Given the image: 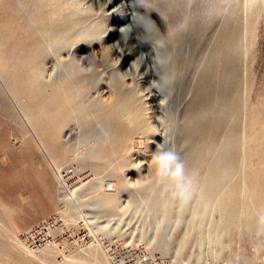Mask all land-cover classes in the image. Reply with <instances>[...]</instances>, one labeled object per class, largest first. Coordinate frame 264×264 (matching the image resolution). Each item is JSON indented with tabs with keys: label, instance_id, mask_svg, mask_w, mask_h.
<instances>
[{
	"label": "bare ground",
	"instance_id": "bare-ground-1",
	"mask_svg": "<svg viewBox=\"0 0 264 264\" xmlns=\"http://www.w3.org/2000/svg\"><path fill=\"white\" fill-rule=\"evenodd\" d=\"M221 1L243 14L247 31L243 42L234 40V32L226 31L225 40L230 45L224 50L229 49L237 57L247 54L253 45L252 31L264 0H147V10L137 0H0V151L12 160L11 169L0 168V264H114L116 261L117 264L131 255H135L137 262L147 259L129 252L119 256L110 252L111 256H105L92 245H87L83 254L77 252L68 258L62 254L58 259L60 243H45L42 249L34 250L15 235L11 226L20 227L16 222L20 214L30 219L50 209L56 210L66 222L76 223L70 202L61 198L54 188L50 169L59 171L67 164L77 163L79 167H90L97 175L112 167L117 159L128 161L152 133H158L150 126L147 112L152 107L162 108L161 101L156 103L159 96L160 100L161 96L170 97L177 105L175 112L180 117L175 121L180 124L179 132L189 147L187 159L191 158L190 165L187 161L184 164L185 177L194 186L201 184L195 217L200 218L201 209L214 199L225 218L224 229L219 233H230L231 220L241 211L248 216V229L264 225V167L249 165L250 159L264 151V144L260 143L264 133L255 129L264 125V100L247 108L246 134L238 135L229 128L241 102L231 89L233 77L229 68L225 65L221 70L209 59L216 47L211 34L212 21ZM88 2L96 5L94 17L88 12ZM202 4H205L204 21L199 16ZM136 13L144 15L142 23L148 33L136 27L127 42L120 36L107 47L117 54V72L128 66L120 73L122 80L135 67L130 59L145 54L148 68L135 67V72H140L139 80L147 83L146 92L138 89V99L119 93L118 84L112 89L101 79H92L86 67L94 68L96 58L92 52L105 47V42L118 32L119 24L130 25L132 17L140 20ZM157 40H164L166 46L156 47ZM161 58L162 67L157 63ZM51 60L54 63L48 66ZM161 74L168 77V83L159 90L146 81L153 75L159 80ZM95 119L103 127L110 126L105 130L110 133L111 149L93 146L83 153L69 150L63 139L78 129L86 138L103 136L101 131L91 129ZM8 124L13 125V135L20 140V150L9 141L12 137L6 132ZM226 126L228 130L222 138ZM253 140L259 146L251 147ZM33 157L41 160L39 167ZM118 166L111 169L115 186L112 193L106 191L108 188L97 189V176L90 179L88 174L76 172L81 181L78 189L90 192L89 197L99 204L102 217L110 218L117 213L113 206L116 193L125 186ZM147 166L154 175L151 162ZM22 188L28 189L32 200L27 205H22L16 196ZM81 201L85 207L86 200ZM189 202L181 201V205L185 208ZM169 211L166 207V216ZM109 222L99 227L103 234L115 231L116 227H107ZM179 258H186L185 264L190 261L189 256L179 255ZM204 261L199 253L189 264L208 263ZM221 261L247 262L246 258L230 254Z\"/></svg>",
	"mask_w": 264,
	"mask_h": 264
},
{
	"label": "rangeland",
	"instance_id": "rangeland-1",
	"mask_svg": "<svg viewBox=\"0 0 264 264\" xmlns=\"http://www.w3.org/2000/svg\"><path fill=\"white\" fill-rule=\"evenodd\" d=\"M87 4H90L89 14L94 17L95 3L88 2ZM204 8L205 4L200 5L199 16L201 21L205 20ZM242 15L237 9L221 1L212 21L211 34L216 47L212 57L209 58L211 63L218 65L221 70L226 65L233 77L231 89L237 93L241 107L236 119L230 121L229 128L235 129V132L241 136L246 134L247 108L249 105L264 100V7L252 31L253 45L251 51L237 57L229 49L225 52L224 49L229 48L230 44L226 42L224 34L226 31H232V33L234 32V40L245 41L247 31ZM108 23L111 25L110 22ZM122 26L124 25H118V32L116 31L114 37L105 42V47L100 48L98 46L99 48L92 52L96 58L94 68H90L91 65L86 67L91 71L90 77L92 79L94 77L101 79L112 89H115V84H118L121 86L119 93L138 99L140 97L138 89L145 90L147 83L145 80L144 82L139 80L140 72H135L134 66L131 68L132 71H127L132 73H127L122 80L120 73L124 72L123 70L128 66H123L121 72H117L119 65L115 59L117 54L113 50L111 51L110 47H107L112 40L121 36ZM135 59V57L130 59L131 64ZM53 63L54 61L51 60L48 66ZM147 64L144 62L143 65L148 68ZM49 72L46 71V73ZM148 77L149 79L146 81L149 80L150 83L156 80L154 75ZM51 78L48 76L49 80H52ZM161 98L160 100L159 96L156 103L161 101L162 108L152 107L147 112L151 120L150 126L158 132L157 135L152 133L147 143L143 144L139 151H133L128 161L117 159L112 164V167H117L119 164V174L125 183L124 188L116 193L113 204L117 212L116 215H112L110 218L100 216V207L97 206L99 204L92 200V197H89L91 196L89 191L78 189L81 181L76 176V172L80 174L84 172L88 174L90 179L97 176V189L105 190L108 188L109 190L106 191L112 193V189L115 188L112 185L114 182V178L111 176L112 167L108 166L106 171L97 175L90 167H79L77 163L67 164L59 171L50 169L54 188L58 189L61 198L70 202L75 214L74 219L77 221L72 224L70 221L66 222L62 217H59L54 209L43 214H35L30 219L20 214L16 220L20 227H16L14 224L11 227L15 235L20 236L26 246L40 250L45 243H60L61 252L57 253L58 259L61 257L59 255L62 254L67 258L68 255H75L77 252L83 254L86 246L92 245L104 252L105 256H111V253L114 256H119L128 252L146 258L161 255L162 259L174 261L175 264H185L183 260L186 258L182 260L179 255L189 256L190 261L187 262L189 264L199 253L202 260L208 262L207 264H222L221 260L228 254L246 258L245 264H264V225L261 224L251 230L248 229V216L241 211L231 220L233 223L231 232L221 234L219 232L221 228L224 229L225 218L217 201L213 199L206 205V208L201 209L203 215L200 218H196L194 215L195 210L199 211V198L196 197L202 191L201 184L195 186L194 189H196L197 194L194 193V198L184 208L181 201L172 195L170 180L160 179L149 171L147 164L151 162L152 154L155 153L157 145L161 143H164L165 148L174 149L178 155L179 163L184 165L187 161L189 165L191 164L190 156V159H187L189 147L184 142L182 133L179 132L180 124L176 122L177 119L175 121V118L180 117V114L175 112L177 105L170 97L161 96ZM17 112L22 118V113L18 109ZM97 122L98 120L95 119L91 123V129L102 132L103 129L110 128L107 125L103 127ZM12 127V124H8L6 127L7 134L10 138L12 137L9 141L12 142V146L20 150V140L14 137ZM255 129L257 131L262 130L264 133V125ZM227 130L228 127L226 126L223 129L222 138ZM63 143L75 153H83L88 150L87 148H94L95 146L109 147L110 149L112 147L109 138L106 139L104 136L86 138L81 134V129L64 137ZM260 143L264 144V135ZM250 144L251 147L259 146L254 140ZM216 154L217 152L214 155ZM33 159L34 164L39 167L41 160L36 157ZM249 165L255 168L264 167V151L259 156L250 159ZM11 167V158L0 151L1 170L11 169ZM55 175H57L56 178L53 177ZM185 176L186 173L184 172L182 177L178 178V182H188ZM16 196L22 205H27L32 201L28 189L25 188L18 191ZM82 199L86 200L85 207L82 206ZM153 205H157L158 208L152 210ZM166 207L170 210L169 216L165 215ZM107 220H110L107 227L110 229L116 227V229L109 234H103L99 227L106 224ZM156 260L159 259L156 257ZM223 264L227 263L224 261Z\"/></svg>",
	"mask_w": 264,
	"mask_h": 264
},
{
	"label": "clouds",
	"instance_id": "clouds-1",
	"mask_svg": "<svg viewBox=\"0 0 264 264\" xmlns=\"http://www.w3.org/2000/svg\"><path fill=\"white\" fill-rule=\"evenodd\" d=\"M137 3L144 7L147 10V0H137ZM140 17V20L137 21L132 17V23L127 25L121 29V40L126 41L129 39L130 33L136 27H142L146 33H148L147 26L142 23L145 19L144 15H140L138 13L135 14ZM147 20L154 22L146 17ZM155 25V24H154ZM125 32H127V36L125 37ZM105 34L101 36V40ZM156 47L163 48L166 46V42L164 40L155 41ZM123 51V49H121ZM146 59L145 54H140L132 64L135 65L136 69L139 70L141 66L144 64ZM157 63L161 65L164 64L163 58L157 60ZM168 83V77L161 74L159 80H154L151 82L152 87L155 89H160L162 86H166ZM102 135L107 139L110 136V133L106 130H102ZM179 158L177 153L173 148H165L164 143L158 144L155 153L152 154L151 164L154 169L155 175L160 179L170 180V187L172 190V195L183 202H187L191 200L194 196V183L192 180L180 183L178 182V178H181L185 172V167L182 163L178 162Z\"/></svg>",
	"mask_w": 264,
	"mask_h": 264
},
{
	"label": "built area",
	"instance_id": "built-area-1",
	"mask_svg": "<svg viewBox=\"0 0 264 264\" xmlns=\"http://www.w3.org/2000/svg\"><path fill=\"white\" fill-rule=\"evenodd\" d=\"M155 256L159 259L158 261L156 260V257H152V258L151 257H147V259L143 260L142 262H137V261H135V260H137L135 255H131V256H127L128 258H126V259H124L122 261L118 260L117 264H170L166 259H162L160 257L161 255H155ZM150 261H154V262H150Z\"/></svg>",
	"mask_w": 264,
	"mask_h": 264
}]
</instances>
